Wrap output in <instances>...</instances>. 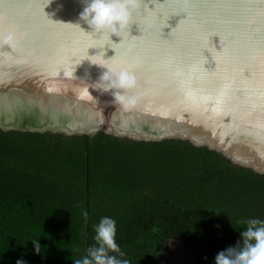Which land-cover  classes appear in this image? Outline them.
<instances>
[{"label": "water", "instance_id": "1", "mask_svg": "<svg viewBox=\"0 0 264 264\" xmlns=\"http://www.w3.org/2000/svg\"><path fill=\"white\" fill-rule=\"evenodd\" d=\"M134 2L109 36L83 0H0V129L180 138L264 174V0ZM85 57L133 72L122 105Z\"/></svg>", "mask_w": 264, "mask_h": 264}, {"label": "trees", "instance_id": "2", "mask_svg": "<svg viewBox=\"0 0 264 264\" xmlns=\"http://www.w3.org/2000/svg\"><path fill=\"white\" fill-rule=\"evenodd\" d=\"M102 216L129 264H160L175 238L213 264L247 218L264 219V174L180 138L0 129V264H73Z\"/></svg>", "mask_w": 264, "mask_h": 264}, {"label": "clouds", "instance_id": "3", "mask_svg": "<svg viewBox=\"0 0 264 264\" xmlns=\"http://www.w3.org/2000/svg\"><path fill=\"white\" fill-rule=\"evenodd\" d=\"M134 6V0H83L79 18L93 32H107L109 36L110 34L119 36L128 26L130 7ZM10 39V36H0V44H8ZM113 55H115V50ZM90 63L105 69L99 77V81L104 84L103 91L112 89V102L117 106L122 105L127 99L125 92L136 84L133 72L128 67H120L116 70L103 63ZM87 92L90 98H94L88 89ZM81 215L86 219L88 213L82 209ZM243 223L245 227L239 232L236 243L217 251L212 258L213 264H264V219L249 217ZM92 227L95 233L92 237L94 243L90 244L85 254L74 260L73 264H129L127 259L119 258L124 253L115 240V219L102 216ZM31 241L33 250L39 252L38 240L35 238ZM16 264H24V262L18 259Z\"/></svg>", "mask_w": 264, "mask_h": 264}, {"label": "rangeland", "instance_id": "4", "mask_svg": "<svg viewBox=\"0 0 264 264\" xmlns=\"http://www.w3.org/2000/svg\"><path fill=\"white\" fill-rule=\"evenodd\" d=\"M167 252L160 264H193L197 247L185 238H175L163 243Z\"/></svg>", "mask_w": 264, "mask_h": 264}, {"label": "snow or ice", "instance_id": "5", "mask_svg": "<svg viewBox=\"0 0 264 264\" xmlns=\"http://www.w3.org/2000/svg\"><path fill=\"white\" fill-rule=\"evenodd\" d=\"M62 75H66L65 73H61Z\"/></svg>", "mask_w": 264, "mask_h": 264}]
</instances>
